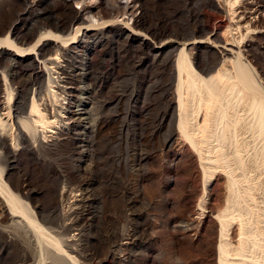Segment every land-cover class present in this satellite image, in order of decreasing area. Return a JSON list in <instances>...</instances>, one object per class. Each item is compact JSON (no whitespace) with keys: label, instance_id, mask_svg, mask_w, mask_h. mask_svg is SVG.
<instances>
[{"label":"rangeland","instance_id":"rangeland-1","mask_svg":"<svg viewBox=\"0 0 264 264\" xmlns=\"http://www.w3.org/2000/svg\"><path fill=\"white\" fill-rule=\"evenodd\" d=\"M79 1L69 4L81 8ZM49 2L0 0V47L16 52L0 48V122H6L0 126V170L11 192L29 205L44 227L55 235L62 233L56 237L66 238L65 249L81 264H220L221 242L232 254L229 264H263L264 137L254 126L252 107L264 102V0H90L89 8L80 10L85 18L92 13L111 20L93 27L105 33L95 46L83 31L72 35L74 23L65 17L60 22L47 20ZM109 3L114 10L107 8ZM55 23L66 24L69 35L38 30ZM50 34L63 37L57 41L66 48L44 44ZM196 40L206 43L186 49L185 57L191 61L187 69L212 81V91L221 88L212 99L206 97L207 113L200 111L197 99L199 109L188 118L190 129L192 123L196 125L191 133H196L201 157L178 129L176 90L177 63L183 52L179 43ZM79 44L83 48L75 51ZM52 54H59V65L68 66L69 75L62 76L68 78L73 115H60L63 95L56 98L54 88H48V77L59 76L56 68L43 64ZM186 76L184 83L189 81ZM35 98L40 109L57 114L58 123L51 126L41 120L33 130L18 125L19 118H29ZM222 117L232 132L245 134L240 139L232 133L243 143L230 141L233 144L225 154L214 148L208 157V147L217 144L206 143L211 135L197 127L206 119L212 130L218 126L219 135L227 129L220 125ZM19 141L14 152L12 147ZM0 198L5 201L2 194ZM2 200L0 264H36L35 236L24 218L8 213ZM219 217L228 221L225 237L220 227L224 219ZM243 242H248L249 250ZM47 249L52 255L46 264H63L57 259L62 253Z\"/></svg>","mask_w":264,"mask_h":264},{"label":"bare ground","instance_id":"bare-ground-1","mask_svg":"<svg viewBox=\"0 0 264 264\" xmlns=\"http://www.w3.org/2000/svg\"><path fill=\"white\" fill-rule=\"evenodd\" d=\"M89 1L90 0H80L77 4L78 5H83V7H77V8H75V7H72L70 4H69V0H50V2H49V5H48V7H49V17L48 18H46V16H45V18L47 19V20H51V18H55L56 19V21H61L62 20V17H65L67 20H68V22H70V23H74L73 25H72V27H71V30H70V32L72 33V35H78L80 32L82 33V31H83V37L84 38H87V39H92V41H94V46L95 45H97L98 44V42H100L99 41V39L100 38H103L102 36H104L105 35V33H103V32H98L97 30H93V27H100V25L101 26H105L106 24L108 25L109 23H111V20L110 21H107V20H105V19H102V18H97L96 16H94L91 12V14H90V16L89 15H87V17L85 18L82 14H81V9H83V8H85V7H88L89 5H90V3H89ZM45 2V1H44ZM46 3V2H45ZM92 6V5H91ZM126 7H128L129 5H128V3H126V5H125ZM114 6H111V3H109V7H107V8H109V10L111 11V9H115V7L113 8ZM89 8V7H88ZM118 8V7H117ZM44 13V12H43ZM117 14V13H116ZM42 16V15H41ZM100 16V15H99ZM118 19V18H117ZM129 20V19H128ZM131 20V19H130ZM68 22H67V24H68ZM43 23H44V21H43ZM77 24H79V26H76ZM127 24V23H126ZM62 25V24H61ZM130 25V24H129ZM128 26V25H127ZM108 27V26H107ZM129 27V26H128ZM92 28V29H91ZM43 29H52V30H59V32L60 31H62L61 33H65L66 35L68 34L69 35V33L70 32H67L66 31V24L65 25H63V26H60L59 24H52V25H49V24H43L41 27H39V29L38 30H43ZM127 32H129V29L128 28H124ZM123 29V30H124ZM132 29V28H131ZM124 30V31H125ZM44 32V31H43ZM46 32V31H45ZM81 33H80V35H81ZM60 35V34H59ZM100 35H102L100 38H99V36ZM138 35V34H137ZM79 36V35H78ZM136 36V35H135ZM48 37H50V38H46L45 40H43L42 42H44V44H51V45H54L55 47H57L58 49H61V48H66V46L64 47V46H62L61 44H60V42L59 41H57V39H61V38H63V37H58V36H56V35H54V34H50V35H48ZM70 37V36H69ZM69 37H65V38H69ZM142 37V36H141ZM42 38V37H41ZM78 38V37H77ZM97 38H99V39H97ZM105 38V37H104ZM107 39V38H106ZM147 39V38H146ZM40 40V39H39ZM73 40H77L76 39V37L75 38H73ZM83 40H85V39H83ZM63 41V40H62ZM61 41V42H62ZM205 41V40H204ZM204 41H199V40H196V41H186V42H182V43H179V45L183 48V52H182V56H181V58L179 59V61H178V65H177V70H176V72H177V76L179 77V85H178V89H176L177 91H178V94H179V101H177V103H178V113H179V116H180V120H179V125H178V129L188 138V140H190L189 142H191L192 144V147L194 146L195 147V149L197 148V153H198V155H200V157L202 156V151H201V149H200V144H199V141L197 140V139H195V137H193V134H196V133H191V131H192V129H193V127L194 126H196V125H192L191 124V129H190V124H189V122H188V118H189V116H190V114L194 111V110H196L197 108L195 107L196 105V103H197V99H199L200 100V111L202 112V110L201 109H203V110H205V112L207 113L208 112V110H210V105H209V102H208V99L207 98H213V93L215 92V91H212V87L214 86L213 84H212V81L211 82H208V80L207 79H205V78H203V75L202 76H200L199 74H195V73H193L194 71H195V69H194V71L193 72H191L192 71V69H191V71L190 70H188L187 69V64H189V63H191V61L187 58V57H185V54H187L186 53V49H188V47H190V46H196V45H202V44H205L206 42H204ZM67 42V41H66ZM71 41H69V43H70ZM84 42V41H83ZM37 43V42H36ZM40 43V42H39ZM64 43V42H63ZM75 42H72L71 43V45H73ZM93 43V42H92ZM67 44V43H66ZM36 45V44H35ZM39 45V44H38ZM32 47H33V45H32ZM0 48H3L4 50H6V51H8V52H12L13 53V51L11 50V49H9V47H0ZM27 48V47H26ZM28 48H30V47H28ZM34 48V47H33ZM73 48V47H72ZM81 49V48H83V46H81L80 44L76 47V48H74V50L76 51V50H78V49ZM35 49V48H34ZM21 50H23V49H21ZM25 50H28V49H25ZM51 50V49H50ZM74 50H72V51H74ZM30 51V50H29ZM67 51V50H66ZM74 51V52H75ZM5 52V51H4ZM11 53V54H12ZM14 53H16L15 51H14ZM19 53H20V51H19ZM22 53V52H21ZM63 53V52H62ZM75 54V53H74ZM27 55H29V54H25V56H27ZM179 55V54H178ZM16 56H18V57H20V58H23V57H25L24 55L22 56V55H18V54H16ZM44 56V55H43ZM57 56H59V54H52V55H50L48 58H47V60L43 63L44 64V66H45V68L48 66H51L52 68H56L57 69V73H58V78H55L56 80H53L52 78H53V76H52V78L51 77H48V79H49V86L50 87H48V88H54V89H52V93L54 94V96L56 97V98H61V94L63 95V99L62 100H64L65 101V106H63V108H62V110H64V112H60V115L62 114V115H66V114H71V115H73L72 114V112H71V109L73 108V99H72V97H71V95L69 94L70 92H71V90H70V88L68 87V83H67V81H66V79H68L67 77H63L62 75L63 74H65V76L66 75H69V73L67 72V68H68V66L67 65H65V66H63V65H59L58 64V60H59V58L57 57ZM70 58V57H69ZM62 63V62H61ZM190 65V64H189ZM193 65V64H192ZM237 65V64H236ZM234 66V65H233ZM242 67V66H241ZM51 68V69H52ZM53 70V69H52ZM237 70H238V68H237ZM49 71V70H48ZM240 71V70H239ZM238 71V72H239ZM43 72V71H42ZM42 72H41V74H40V76H42L43 77V74H42ZM241 72V71H240ZM72 73V72H71ZM199 73V72H198ZM225 73V72H224ZM183 74H186L187 76H188V83H184V81H183ZM243 74H245L244 72H243ZM56 75V74H55ZM49 76V75H48ZM51 76V75H50ZM186 76V77H187ZM242 76H244V75H242ZM246 76V75H245ZM185 77V76H184ZM219 77V76H218ZM218 77H216L217 78V81L219 80V78ZM221 77V76H220ZM215 78V79H216ZM246 78H248L247 76H246ZM209 79V78H208ZM232 79H233V77H232ZM254 79V78H253ZM253 79H252V81H253ZM186 81V82H187ZM242 81H244L245 82V79H243ZM250 81V80H249ZM249 81H247L248 83H249ZM251 81V82H252ZM44 82V81H43ZM48 82V81H47ZM226 82V81H225ZM227 82H228V80H227ZM234 82V81H233ZM236 82H238V81H236ZM235 82V83H236ZM244 82H243V86H244ZM178 83V82H177ZM218 83H219V81H218ZM224 83V82H223ZM222 83V84H223ZM247 83V84H248ZM239 83H237V85H238ZM52 85H55L54 87H52ZM253 85V84H252ZM251 85V86H252ZM242 86V85H241ZM249 86V85H248ZM219 87V86H218ZM217 87V88H218ZM239 88V87H238ZM237 88V89H238ZM241 88V87H240ZM255 88V87H254ZM221 89V88H220ZM220 89H218L215 93H218V91L220 90ZM224 89V88H223ZM251 89H253V88H251ZM256 89H257V87H256ZM216 90V89H215ZM240 91H241V89H239ZM238 90V93L236 94L237 96H238V94H239V91ZM59 91H61V93L59 92ZM176 91V92H177ZM222 91V90H221ZM226 91V90H225ZM234 91V90H233ZM251 92V91H250ZM227 93V92H226ZM232 94V93H231ZM217 95H220V94H217ZM225 95V94H224ZM229 95V94H228ZM10 96V95H9ZM174 96V95H173ZM221 96V95H220ZM243 96H244V94H243ZM199 97V98H198ZM207 97V98H206ZM239 97V96H238ZM237 97V98H238ZM242 97V96H241ZM241 97H240V99H241ZM209 98V99H210ZM217 98V97H216ZM225 98H226V96H225ZM244 98V97H243ZM36 99V98H35ZM35 99H33V102H32V105L31 106H29L30 107V112L28 113V116H29V118H27V119H25V118H19V120H18V125L21 127V128H26V129H24V130H29V129H35V126H34V124L36 123H38V122H40L41 120L42 121H45V123H47L48 125H51V124H54V122L55 123H58V121L57 120H55L58 116H56L57 114L56 113H54V112H50L49 111V109L48 108H44V109H40V106L37 104V99L35 100ZM222 99V98H221ZM224 99V98H223ZM228 99H230V98H228ZM262 99V98H261ZM264 99V98H263ZM59 100H61V99H59ZM227 100V99H226ZM210 101V100H209ZM222 101V100H221ZM238 101V100H237ZM246 101V100H245ZM263 100H261V102H262ZM61 102V101H60ZM230 102V101H229ZM239 102H241V100L239 101ZM256 102H257V100H256ZM31 103V102H30ZM219 103V102H218ZM228 103V102H227ZM245 102H243V104H244ZM248 103H251V101L249 102H246V104H248ZM199 104V103H198ZM238 104V103H237ZM25 105V104H24ZM250 105V104H249ZM199 106V105H198ZM222 106V105H221ZM242 106V105H241ZM246 106V105H245ZM230 107V106H229ZM248 107V106H247ZM10 108V107H9ZM27 108V107H26ZM196 108V109H195ZM198 108V109H199ZM213 108V107H212ZM211 108V109H212ZM237 108V107H236ZM242 108V107H241ZM197 109V110H198ZM230 109V108H229ZM244 109H245V107H244ZM252 109L254 110V126H257L258 127V133L260 132V134H261V136L262 137H264V102H262L261 104L259 103L258 105L256 104V105H254L253 107H252ZM61 110V111H62ZM228 110V109H227ZM234 110V109H233ZM237 109H235L234 111H236ZM248 110H249V108H248ZM248 110H246V112L248 111ZM21 111V110H20ZM240 111H242V110H240ZM239 111V112H240ZM59 112V111H58ZM195 112V111H194ZM211 112V111H210ZM216 112V111H215ZM252 112V111H251ZM21 113H25V110H22L21 111ZM197 113V112H196ZM203 113H204V111H203ZM217 113H218V111H217ZM223 113V112H222ZM231 113V112H230ZM232 113H233V111H232ZM231 113V114H232ZM241 113V112H240ZM210 114V113H209ZM225 114V113H224ZM234 114V113H233ZM19 115V114H18ZM193 115V114H192ZM200 115H202V113H200ZM245 115V114H244ZM243 115V116H244ZM10 117L12 116V114H11V112H10V115H9ZM231 116V115H230ZM250 116V115H249ZM56 117V118H55ZM60 117H62V116H60ZM67 117V116H66ZM76 117V116H75ZM191 117V116H190ZM204 117V116H203ZM202 117V118H203ZM216 117H217V115H216ZM220 117H221V115H220ZM226 117V116H225ZM239 117V116H238ZM237 117V118H238ZM241 117V116H240ZM55 118V119H54ZM68 118V117H67ZM67 118H65V119H67ZM79 118V117H78ZM197 118V117H196ZM201 118V117H200ZM10 119V118H9ZM54 119V120H53ZM73 119V118H72ZM76 119V118H75ZM74 119V120H75ZM191 119V118H190ZM212 119V118H211ZM230 119V118H229ZM241 119H245V118H241ZM246 119H248L247 117H246ZM245 119V120H246ZM252 119V118H251ZM12 120V119H11ZM193 120V119H192ZM207 120H208V118H207ZM210 120V119H209ZM215 120V119H214ZM222 122L220 123V125L221 124H223L224 123V121H225V118L224 117H222ZM232 120V119H231ZM238 120V119H237ZM57 121V122H56ZM60 121V120H59ZM76 121H78V120H76ZM241 121V120H240ZM10 122V121H9ZM65 122V121H64ZM71 122V121H70ZM192 122V121H191ZM194 122V121H193ZM201 122H203V121H201ZM211 122H212V120H211ZM210 122V123H211ZM220 122V121H219ZM226 122V121H225ZM243 122V121H242ZM242 122H241V124H242ZM11 123H13L12 121H11ZM45 123H43V124H45ZM69 123V122H68ZM73 123V122H72ZM205 123H207L206 122V119H205ZM204 123V125H198V127L197 128H199V130L200 131H202V132H209V135H211V136H209V137H207V140H205L206 141V143L208 142V144L209 145H213V143H214V145H215V143L217 144L216 145V147H208V150H207V155H208V157L210 156L211 157V154H212V150L214 149V148H219V149H221L222 151H223V153L225 154V150H227L228 148H231V144H233V143H231L230 141H233V142H238L237 141V139L235 138V137H233L232 135V133H234V132H232L233 130H231L230 129V127L229 126H227L225 123V125L227 126V129L226 128H224V129H222V133L220 134L219 133V135H217V133L219 132V128H217L218 126H216V127H213V130H212V127L210 126V124L207 126V124H205ZM209 123V122H208ZM244 123H245V121H244ZM250 123V122H249ZM5 124H6V122H4V121H1L0 122V126H2V127H4L5 126ZM40 124V123H39ZM215 124H217V123H215ZM214 124V125H215ZM240 124V125H241ZM73 125V124H72ZM212 125V124H211ZM219 125V124H218ZM229 125V124H228ZM233 125V124H232ZM244 125V124H243ZM242 125V126H243ZM39 126V125H38ZM37 126V127H38ZM52 126V125H51ZM246 126H247V124H246ZM252 126V125H251ZM7 127V126H6ZM14 127V126H13ZM220 127V126H219ZM65 128V127H64ZM73 128V127H72ZM215 128V129H214ZM247 128V127H246ZM221 129V128H220ZM253 129H255V127H253ZM252 129V130H253ZM257 129V128H256ZM178 130V131H179ZM251 130V131H252ZM35 131V130H34ZM179 131V132H180ZM194 131H196V130H194ZM221 131V130H220ZM254 131H256V130H254ZM254 131H253V133H254ZM180 132V133H181ZM197 132H199V131H197ZM181 133V134H182ZM203 133V134H204ZM237 132H235V134H236ZM242 133V132H241ZM246 133V132H245ZM248 133V132H247ZM238 134V133H237ZM236 134V135H237ZM243 134L244 133H242L241 135L239 134V136H243ZM256 134H257V132H256ZM36 133H35V135H34V137H36ZM245 135V134H244ZM253 135V134H252ZM198 136V135H197ZM202 136V135H201ZM204 136V135H203ZM238 135H237V137L238 138H240ZM250 136V135H249ZM205 137V136H204ZM251 137H254V136H251ZM256 137V136H255ZM244 138V137H243ZM243 138H242V140H243ZM261 138V137H260ZM259 138V139H260ZM206 139V138H205ZM241 139V138H240ZM256 139V138H255ZM34 140V139H33ZM199 140H201V138L199 139ZM254 140V139H253ZM257 140H258V138H257ZM262 140H264V138L262 139ZM14 141V140H13ZM240 141V140H239ZM246 141V140H245ZM244 141V142H245ZM261 140H259V142H260ZM16 142H18V140L16 141ZM241 142V141H240ZM240 142H238V143H240ZM247 142V141H246ZM246 142L244 143V144H246ZM258 142V141H257ZM262 142L263 141H261L260 143L262 144ZM3 143V142H2ZM241 143H243V142H241ZM251 143V142H250ZM264 143V142H263ZM20 145V141H19V143L18 144H15L13 147H12V150L15 152V151H17L18 149V146ZM206 145V144H205ZM235 145V144H234ZM234 145H233V150L235 149V147H234ZM241 145V144H240ZM243 145V144H242ZM241 145V146H242ZM247 145V144H246ZM7 146V145H6ZM204 146V145H203ZM255 146V145H254ZM20 147V146H19ZM193 147V148H194ZM202 147V146H201ZM246 147V146H245ZM244 147V148H245ZM259 147V146H258ZM264 147V146H263ZM263 147H260L261 149H263ZM9 150H10V148H9V146L7 147ZM204 148H205V146H204ZM238 148V150L239 149H242L240 146L239 147H237ZM236 148V149H237ZM254 148V147H253ZM203 149V148H202ZM206 149V148H205ZM231 150V149H230ZM248 150V149H247ZM260 150V149H259ZM217 151V150H216ZM252 151V150H251ZM250 150H249V152H251ZM263 151V150H262ZM261 151V153H263ZM11 152V151H10ZM204 152V151H203ZM229 152V151H228ZM231 152V151H230ZM233 152V151H232ZM235 152H236V150H235ZM257 152V151H256ZM255 152V153H256ZM260 152V151H259ZM258 152V153H259ZM222 153V154H223ZM261 153H259V154H261ZM221 154V153H220ZM223 154V155H224ZM257 154V153H256ZM204 155H206L205 153H204ZM203 155V156H204ZM255 155V154H254ZM213 156V155H212ZM226 156V155H225ZM230 156H232V155H230ZM243 156V155H242ZM252 156V155H251ZM259 156V155H258ZM257 156V157H258ZM263 156V155H262ZM206 157V156H205ZM204 157V158H205ZM214 157H215V154H214ZM214 157H212V158H214ZM227 157H229V154H228V156ZM233 157H235V156H233ZM237 157V156H236ZM254 157V156H253ZM230 158V157H229ZM246 158V157H245ZM259 158V157H258ZM257 158V159H258ZM262 159L264 158V156L263 157H261ZM221 159V158H220ZM237 159H238V157H237ZM243 159V158H242ZM256 159V160H257ZM260 159V158H259ZM202 160V159H201ZM203 160H205V159H203ZM209 160H211V158H208V161ZM223 160V159H222ZM231 160H233V158L231 159ZM241 160V159H240ZM218 161V160H217ZM225 161V160H224ZM223 161V162H224ZM234 161V160H233ZM248 161V160H247ZM252 161V160H251ZM261 161V160H260ZM205 162V161H204ZM207 162V161H206ZM235 162H236V160H235ZM238 162V161H237ZM241 162V161H240ZM244 162V161H243ZM254 162V161H253ZM230 163H231V161H230ZM239 163V162H238ZM248 163V162H247ZM255 163V162H254ZM264 162H262V164H263ZM212 164V163H211ZM228 164V163H227ZM231 164H233V163H231ZM260 164H261V162H260ZM207 165V164H206ZM217 165V164H216ZM220 165V164H219ZM221 165H222V163H221ZM226 165V164H225ZM238 164L236 163V166H237ZM240 165V164H239ZM246 165V164H245ZM259 165V164H258ZM264 165V164H263ZM235 166V165H234ZM233 166V167H234ZM241 166V165H240ZM221 167V166H220ZM223 167H225V166H223ZM244 168V167H243ZM263 168H264V166H263ZM229 169V168H228ZM235 169V168H234ZM241 169V168H240ZM207 170V169H206ZM212 170V169H211ZM226 170V169H225ZM246 170V169H245ZM264 170V169H263ZM205 171V170H204ZM237 171V170H236ZM243 171V170H242ZM231 173H232V171H230ZM234 172V171H233ZM241 172V171H240ZM226 173V172H225ZM237 173V172H236ZM256 173V172H255ZM238 174V173H237ZM241 174V173H240ZM264 174V173H263ZM234 175V174H233ZM244 175V174H243ZM260 175V174H259ZM258 175V176H259ZM230 177L232 176V175H229ZM236 176V175H235ZM240 176V175H239ZM242 176V175H241ZM227 177V176H226ZM240 179V178H239ZM245 179V178H244ZM249 179V178H248ZM263 179V178H262ZM232 180V179H231ZM235 180H237L236 178H235ZM241 180H242V178H241ZM241 180H239V181H241ZM246 180V179H245ZM254 180V179H253ZM250 181V180H249ZM6 182H4V180L2 179V171L0 170V195L2 194L5 198V201H3L1 198H0V200H2V202L5 204V202H6V204H5V207H6V209H7V211H8V213H10L12 216H18V217H22V218H24L26 221H27V223H28V229H29V231L30 232H32L33 233V235L35 236V241H36V259H37V262H36V264H46V261L51 257V255H52V253H51V251H49L48 249H47V246L49 247H52V248H54V249H56L57 251H59L60 252V254L62 253L63 255H64V257L66 256V258H68V260L69 261H71L72 263L71 264H81V262L80 261H78L76 258H75V256H72V254L70 255V253H68L69 251H67L66 249H65V247H66V242L67 241H64L66 238H64V237H62L64 240H62L61 238H59V237H56V235L58 236V235H61V234H57L56 233V235L50 230V229H47L46 227H44L39 221H38V219L36 218V216L34 215V213L32 212V210H31V208L29 207V205L27 204V203H25L24 202V200H22L19 196H17V195H15V194H13L12 192H11V190L8 188L9 186H7L6 184H5ZM234 183V182H233ZM242 183V182H241ZM244 183V182H243ZM235 184V183H234ZM236 184H237V182H236ZM251 184V183H250ZM256 184V183H255ZM239 185V184H238ZM233 186V185H232ZM242 186H244V185H242ZM241 186V187H242ZM259 186V185H258ZM235 187H237V186H235ZM261 189V188H260ZM64 190V189H63ZM239 189L237 188V190H235V191H238ZM244 190V189H243ZM245 191V190H244ZM240 192V191H239ZM229 193V192H228ZM234 196V195H233ZM242 196V195H241ZM237 197V196H236ZM232 200V199H231ZM232 203V202H231ZM0 204H2V203H0ZM3 205H1V207H2ZM240 206V205H239ZM244 206V205H243ZM4 207V206H3ZM234 207H237V205H235ZM4 209V208H3ZM248 209V208H247ZM250 209V208H249ZM229 210V209H228ZM235 210V209H234ZM244 210V209H243ZM3 211V210H2ZM240 211V210H239ZM245 211V210H244ZM4 212V211H3ZM252 212V211H251ZM235 213V212H234ZM241 213V212H240ZM245 213V212H244ZM239 214V213H238ZM246 214V213H245ZM6 215V214H5ZM225 215V214H224ZM230 215V214H229ZM239 215H241V214H239ZM3 216V215H2ZM243 216V215H242ZM225 217V216H224ZM234 217V216H233ZM239 217V216H238ZM245 217V216H244ZM5 218L6 217H4L3 219L5 220ZM220 218V220L221 219H224V220H221L220 221V227H221V234H222V237L224 236V232H225V227L227 226L226 224H228V221L226 222V220H225V218H222V217H219ZM226 218H227V216H226ZM241 218V217H240ZM248 218H250V217H248ZM7 219V218H6ZM237 219V218H236ZM246 219V218H245ZM229 220V219H228ZM244 220V219H243ZM242 220V221H243ZM246 221H248V220H246ZM5 222V221H4ZM75 222V221H74ZM244 222V221H243ZM219 223V222H218ZM247 223V222H246ZM260 223V222H259ZM66 224V223H65ZM66 226V225H65ZM244 226V225H243ZM246 226V225H245ZM255 226V225H254ZM248 227V226H247ZM64 228H66V227H64ZM79 228V227H78ZM251 228V227H250ZM255 228V227H254ZM75 229V228H74ZM244 229H246V228H244ZM248 229V228H247ZM252 229V228H251ZM16 230V229H15ZM64 230V229H63ZM228 230V229H227ZM260 230H261V228H260ZM246 231V230H245ZM249 231H252V230H249ZM26 232V231H25ZM242 232V231H241ZM263 232V231H262ZM28 233V232H27ZM243 233V232H242ZM245 233V232H244ZM246 233H248V232H246ZM253 233V232H252ZM258 233H260V232H258ZM257 233V234H258ZM256 234V233H255ZM242 235H244V234H242ZM246 235V234H245ZM262 235V234H261ZM248 236V235H247ZM250 236V235H249ZM254 236V235H253ZM256 236H258V235H256ZM263 236V235H262ZM61 237V236H60ZM69 237V236H68ZM67 237V238H68ZM225 237V236H224ZM251 237H252V235H251ZM261 237V236H260ZM264 237V236H263ZM259 238V237H258ZM262 238V237H261ZM25 239H26V237H25ZM222 239V238H221ZM244 239H245V237H244ZM256 239V238H255ZM263 239V238H262ZM262 239H261V241H262ZM27 240V239H26ZM25 240V241H26ZM74 240V239H73ZM243 240V239H242ZM249 240V242H250V239H248ZM247 240V241H248ZM253 240V239H252ZM264 240V239H263ZM70 241V240H69ZM241 241V240H240ZM254 241V240H253ZM256 241V240H255ZM261 241H260V243H261ZM27 243V242H26ZM224 242H221L220 243V246H219V254H220V264H229V263H231L229 260V257H231V255L229 256L228 255V252L230 253V250L228 249H226V247H225V245L223 244ZM239 243V242H238ZM245 243H247L248 244V242H243V244L245 245ZM251 244V246H252V244H253V242L252 243H250ZM254 245H255V243H254ZM259 245H262V243L261 244H259ZM68 246H69V244H68ZM246 246V248H247V250H249L248 249V247H247V245H245ZM249 246V245H248ZM263 246H264V244H263ZM243 247V246H242ZM242 247L241 248H239V249H241V251H242ZM35 248V247H34ZM262 248V247H261ZM264 248V247H263ZM246 251V250H245ZM245 251H243V252H245ZM34 252V251H33ZM240 252V251H239ZM238 252V253H239ZM247 253V252H246ZM54 254V253H53ZM58 254V253H57ZM241 254V253H240ZM253 254H255V253H253ZM261 254H263V253H261ZM56 255V254H55ZM63 255H62V257H59L58 258V256H57V259L61 262V263H63V264H70V263H68L67 262V260L63 257ZM239 255V254H238ZM242 255V254H241ZM234 256V255H233ZM236 256V255H235ZM238 257V256H237ZM243 257H245V258H248V257H246V254H245V256L243 255ZM243 257H241V258H243ZM232 258V257H231ZM235 258V257H234ZM253 258V257H252ZM249 259H251L250 257H249ZM232 260V259H231ZM242 260V259H241ZM243 260H246V259H243ZM252 260V259H251ZM233 261V260H232ZM235 261V260H234ZM259 261V259L257 260V262ZM248 262H251V261H248ZM244 263H246V261L244 262ZM253 263H254V261H253ZM237 264V263H236ZM264 264V263H263Z\"/></svg>","mask_w":264,"mask_h":264}]
</instances>
